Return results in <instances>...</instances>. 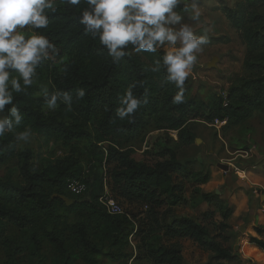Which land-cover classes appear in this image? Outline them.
<instances>
[{"label": "trees", "instance_id": "1", "mask_svg": "<svg viewBox=\"0 0 264 264\" xmlns=\"http://www.w3.org/2000/svg\"><path fill=\"white\" fill-rule=\"evenodd\" d=\"M55 7L56 12L46 10L48 28L35 31L46 35L68 61L59 72L43 61L36 79H48L50 93L66 92L71 103L67 105L61 99L57 109L45 116L40 110L44 98H35L33 89L28 88L26 94L13 93L14 104L24 119L13 132L0 137V167L12 166L0 177V264H98L99 259L129 264L132 254L127 251L128 239L134 225L125 214H108L99 202L104 177L96 171L103 164L108 167L107 183L114 197L146 207L150 223L162 234L164 242L146 248L151 264H183L178 244L183 239L211 253L214 264L232 262L231 250L224 246L228 238L221 234L209 237L204 227L190 219L157 227L154 211L167 203L174 207L183 200V184L174 180L180 167L176 154L164 150L165 159L149 165L136 162L129 146L137 137L144 140L141 130L145 116L155 119L162 130L176 132L177 140L185 146L194 141L186 131L192 120L206 124L226 121L222 131L244 123L254 110L264 108V74L242 78L225 98L212 95L202 102L188 99L184 91V103L174 104L178 90L166 81L164 67L161 65L158 72L151 70L163 51L136 53L129 45L125 49L128 55L113 62L98 38L86 34L78 22L87 5L72 6L66 0H55ZM262 8L264 0H239L233 8L222 9L249 54L264 48ZM176 11L186 17L183 5ZM129 85H134L133 92L142 103L132 120H120L116 109ZM81 89L83 99L78 97ZM25 127L34 135L61 144L67 153L36 169L32 154L17 150L16 133ZM206 180L205 176L203 183ZM72 185L80 192L71 191ZM201 199L211 202V195L202 194ZM216 206L223 210L219 228L225 231L231 211L219 202ZM254 232L260 237L264 234L258 227ZM249 244L264 253V241L250 238Z\"/></svg>", "mask_w": 264, "mask_h": 264}, {"label": "rangeland", "instance_id": "2", "mask_svg": "<svg viewBox=\"0 0 264 264\" xmlns=\"http://www.w3.org/2000/svg\"><path fill=\"white\" fill-rule=\"evenodd\" d=\"M238 1L198 0L200 16L196 21L192 19L193 0L180 2L186 9V17L182 22L190 24L197 36L207 35L209 40V43L203 46V51L197 54V62L185 81L184 87L188 99L206 102L212 95L225 96L242 78L264 74V48L255 54H249L238 33L231 28L222 12L223 8H233ZM259 13H264V8L260 9ZM175 27L179 28V25ZM24 31L31 34L33 30ZM158 51L165 52L166 49L162 47ZM213 59H215V67L209 68L208 65ZM45 61L59 72L61 66L68 61V56L61 54L57 49L56 58ZM50 86L49 80L43 78L35 79L30 88L33 89L35 98H43L41 89L48 88L50 93ZM40 110L45 116L53 111L48 110L45 103L41 105ZM142 123L141 134L144 135V140L141 142V137H137L130 143L132 158L136 162L151 165L165 159L164 150H173L180 166L179 172L174 173V180L184 187L183 200L178 205L171 207L167 203L154 211L157 227L169 225L177 219H190L204 227L209 237L221 234L228 238L224 246L230 248L233 257V261L229 264H264V253L255 246L249 245L248 237L252 229L257 227L264 233V218H261L260 225L257 224V216H264V108L254 110L244 123L230 126L225 131L221 130L225 125L206 124L198 120L188 122L186 131L194 137L190 146L178 141L175 132L162 130L153 118L145 116L142 118ZM115 143L112 142L114 145ZM107 145L103 147L106 148ZM243 147H248V150L242 151ZM17 150L29 151L32 154L31 162L34 167L42 169L63 157L68 149L59 143L47 141L33 134L29 142H17ZM217 164L227 165L230 170L223 173L216 167ZM11 167V165L0 167V177L7 168ZM211 168H216L226 182L221 188L217 187V190L219 189L217 194H210L212 203L201 199L202 187L199 186L203 184L202 179L208 175V170ZM96 172L104 177L103 194L107 193L113 197L134 225V230L128 239L127 250L132 254V263L151 264L146 258V248L164 241L158 228L154 229V224L150 223L148 210L141 204H130L114 197L107 183V166L104 164L99 166ZM237 179L240 183L249 185L259 182L262 187L252 185L253 188H258V191L253 188L249 190L250 196L253 197L250 205L251 215L244 224L238 226L237 223L230 222L229 215L225 220L227 229L220 232L219 224L222 222L223 210L218 209L216 202L222 206L229 205L231 192L238 188L235 184ZM206 214L211 215L204 217ZM261 240L264 241V234ZM206 242H209V238ZM178 244L181 247L183 264H214L211 260L212 254L203 251L189 239L180 240ZM98 264L111 263L99 259Z\"/></svg>", "mask_w": 264, "mask_h": 264}, {"label": "clouds", "instance_id": "3", "mask_svg": "<svg viewBox=\"0 0 264 264\" xmlns=\"http://www.w3.org/2000/svg\"><path fill=\"white\" fill-rule=\"evenodd\" d=\"M66 3L87 5L81 10L78 22L86 34L98 38L113 62L128 55L125 49L129 45L136 53L166 49L151 70L158 72L162 65L166 81L178 90L172 102L184 103L185 81L197 62V54L209 40L207 35L197 36L190 24L182 22L183 16L176 11L180 0H66ZM192 9V19L196 21L200 16L198 0H193ZM46 10L56 12L55 0H0V137L13 132L24 119L14 104L13 93L26 94L35 82L37 68L43 61L56 58L54 43L35 31L48 28ZM25 29L33 31L27 34ZM133 87L129 85L125 89L116 109L120 120L126 117L132 120L142 103ZM41 94L48 110L57 109L61 99L67 105L71 103L66 92L49 93L48 88H43ZM84 95L82 89L78 91L80 99ZM6 106L10 107L6 109ZM32 135V129L25 127L15 138L17 142L27 143Z\"/></svg>", "mask_w": 264, "mask_h": 264}, {"label": "crops", "instance_id": "4", "mask_svg": "<svg viewBox=\"0 0 264 264\" xmlns=\"http://www.w3.org/2000/svg\"><path fill=\"white\" fill-rule=\"evenodd\" d=\"M206 182L203 184H200L199 186L202 187L200 189V195L202 194H211L218 192L217 187L221 188L226 182L223 179L222 175L218 174V171L213 168L208 170V175L206 176ZM239 179L235 182L238 188H235L233 192H231L229 196V205L228 208L231 210L230 214V222L237 223L238 226H241L244 224V222L250 217L251 211H250V205L251 200H253V197L250 196L249 190H252V185H257L262 187V185L259 184V182L255 184H247V183H238ZM255 191L258 190V188H253ZM255 198V197H254ZM262 216V217H261ZM257 216V224L260 225L261 218L263 219L264 216ZM255 229V228H254ZM254 229L249 233V238H256L261 240L262 236H258ZM254 234V235H253ZM250 245V244H249ZM253 246V245H252ZM133 261V260H132ZM131 261L130 264H133ZM136 264V263H134Z\"/></svg>", "mask_w": 264, "mask_h": 264}, {"label": "built area", "instance_id": "5", "mask_svg": "<svg viewBox=\"0 0 264 264\" xmlns=\"http://www.w3.org/2000/svg\"><path fill=\"white\" fill-rule=\"evenodd\" d=\"M223 97L225 98V96H223ZM214 123L216 125L223 126L226 124V121L219 122L216 120V121H214ZM70 190L74 191L76 193L80 192V189L74 185L70 186ZM99 202L105 208V210L108 214H110V215H123V214H125L128 217V215L123 211V209L114 200V198L111 197L110 195H108L107 193H104L101 195V197L99 198ZM144 208L147 209L146 207H144Z\"/></svg>", "mask_w": 264, "mask_h": 264}, {"label": "water", "instance_id": "6", "mask_svg": "<svg viewBox=\"0 0 264 264\" xmlns=\"http://www.w3.org/2000/svg\"><path fill=\"white\" fill-rule=\"evenodd\" d=\"M208 67L209 68H214L215 67V59H213V61L208 65ZM216 167L218 169H220L223 173H227L230 170V167L227 166V165L217 164ZM215 194H217V192ZM54 197H57V196H54ZM60 199H62L65 202L66 206L70 205V201H68L66 199H63L61 197H60Z\"/></svg>", "mask_w": 264, "mask_h": 264}]
</instances>
